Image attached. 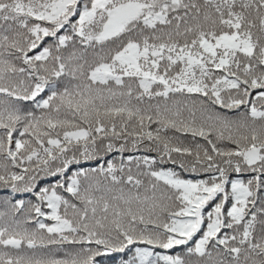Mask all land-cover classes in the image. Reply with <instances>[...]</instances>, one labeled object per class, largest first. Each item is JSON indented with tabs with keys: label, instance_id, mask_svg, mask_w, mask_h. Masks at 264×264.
Returning <instances> with one entry per match:
<instances>
[{
	"label": "snow or ice",
	"instance_id": "6c2138e0",
	"mask_svg": "<svg viewBox=\"0 0 264 264\" xmlns=\"http://www.w3.org/2000/svg\"><path fill=\"white\" fill-rule=\"evenodd\" d=\"M0 264H264V0H0Z\"/></svg>",
	"mask_w": 264,
	"mask_h": 264
}]
</instances>
